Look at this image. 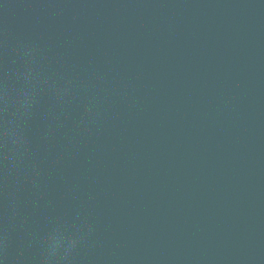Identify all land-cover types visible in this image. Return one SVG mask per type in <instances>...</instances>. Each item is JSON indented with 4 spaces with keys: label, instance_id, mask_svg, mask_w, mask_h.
<instances>
[{
    "label": "water",
    "instance_id": "1",
    "mask_svg": "<svg viewBox=\"0 0 264 264\" xmlns=\"http://www.w3.org/2000/svg\"><path fill=\"white\" fill-rule=\"evenodd\" d=\"M0 264H264V0H0Z\"/></svg>",
    "mask_w": 264,
    "mask_h": 264
},
{
    "label": "clouds",
    "instance_id": "2",
    "mask_svg": "<svg viewBox=\"0 0 264 264\" xmlns=\"http://www.w3.org/2000/svg\"><path fill=\"white\" fill-rule=\"evenodd\" d=\"M55 252H56V244L54 243V244L52 245V248H51L50 256H51V255H54Z\"/></svg>",
    "mask_w": 264,
    "mask_h": 264
}]
</instances>
